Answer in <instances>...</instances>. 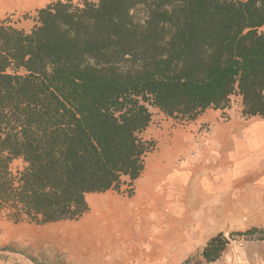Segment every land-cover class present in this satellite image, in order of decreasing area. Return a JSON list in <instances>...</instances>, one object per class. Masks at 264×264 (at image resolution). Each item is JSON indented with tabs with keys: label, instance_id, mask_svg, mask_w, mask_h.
Masks as SVG:
<instances>
[{
	"label": "trees",
	"instance_id": "obj_1",
	"mask_svg": "<svg viewBox=\"0 0 264 264\" xmlns=\"http://www.w3.org/2000/svg\"><path fill=\"white\" fill-rule=\"evenodd\" d=\"M33 20L0 21V217L14 224L77 222L89 194L133 197L157 150L151 108L184 124L239 96L245 119H264V0H55ZM237 237L264 229L219 233L200 256L216 262Z\"/></svg>",
	"mask_w": 264,
	"mask_h": 264
},
{
	"label": "crops",
	"instance_id": "obj_2",
	"mask_svg": "<svg viewBox=\"0 0 264 264\" xmlns=\"http://www.w3.org/2000/svg\"><path fill=\"white\" fill-rule=\"evenodd\" d=\"M52 1L32 3L38 4L36 11ZM0 2V18L9 6L13 11L23 7V0ZM161 114L160 127L153 121L144 134L158 145L146 158L134 196L96 193L106 198L90 197L93 211L95 206L108 207L113 211L111 218L89 220L61 234L53 232L37 245H53L76 264H183L192 257H198L201 264H264V240L257 239L231 241L213 263L200 256L219 233L229 236L253 227L264 229V119H245L242 104L208 109L184 124ZM237 122L250 128L244 139L231 131ZM89 206L86 217L92 213ZM84 224L89 225L87 230H82ZM76 231L81 232L74 237L59 236Z\"/></svg>",
	"mask_w": 264,
	"mask_h": 264
},
{
	"label": "rangeland",
	"instance_id": "obj_3",
	"mask_svg": "<svg viewBox=\"0 0 264 264\" xmlns=\"http://www.w3.org/2000/svg\"><path fill=\"white\" fill-rule=\"evenodd\" d=\"M23 2H24L23 7L17 11H13L11 6H9L8 12L0 18V21L8 19V21H10L12 25L28 32L34 26L33 18L35 15V6L45 2V0L43 1L40 0L38 4L32 3V0H23ZM143 17L144 16H143L142 11L137 13L138 20H143ZM241 103H242L241 98L239 96H235L232 98L231 106L233 108L235 107L239 108ZM150 110L153 113V121H154L153 124L157 127H160V125L164 122V118L161 112L155 108H151ZM253 124L256 126L257 124H259V122L256 121ZM232 127L233 128H231V131L233 132L238 131V134H237L238 139H242V138L244 139L245 136L248 135V130H250L249 127L240 126L238 122L236 123V125H233ZM151 140H154L158 145L157 140L153 138ZM21 166H22L21 162H16L13 167L17 168ZM90 197H96V199L106 198V197L101 198L100 196H97L96 194H93L90 196L88 195L87 196L88 203H89ZM89 204L92 206L93 201L92 203H89ZM94 208L95 210L93 211V206H92V213H90L88 217L84 216L82 219H84L85 217L86 218L80 223L66 221V222H59L55 224H49L45 226H36L33 224H27V223L14 224L6 220L3 217H0V264H34L28 259V256L36 257L43 264H46L47 262L49 263V260L50 262H53L54 264H58L62 260H67L69 262L74 263L73 261L69 259L68 254L65 251L59 250L53 245L45 244V245L39 246L37 245L36 242L44 241L48 236H50V234L54 235L52 233L57 232L56 230L53 231L52 229H49L51 227L67 225V226H70L69 228H67L68 230H73V228L79 229L78 227L83 226L82 224L83 222L85 223L89 220L90 222L91 221L97 222L98 220L102 219V217H104L106 220L108 218L107 216H109V218L112 217L113 211L111 212L110 208L97 207V206H95ZM87 227H89V225L84 226V229L82 230H87ZM80 232L76 231L73 235H70V236H64V235H59V236L60 238L74 237ZM55 236L59 237L58 235H55ZM239 238L240 237H237L236 240ZM75 241L76 240H74V244H75L74 246L79 247L80 243L78 241L76 242ZM6 248H9V249L5 250ZM193 262L194 264L202 263L198 257H195V261Z\"/></svg>",
	"mask_w": 264,
	"mask_h": 264
},
{
	"label": "bare ground",
	"instance_id": "obj_4",
	"mask_svg": "<svg viewBox=\"0 0 264 264\" xmlns=\"http://www.w3.org/2000/svg\"><path fill=\"white\" fill-rule=\"evenodd\" d=\"M3 1V0H2ZM8 4H12V3H17L21 2L22 0H6ZM28 2V1H27ZM1 3V2H0ZM24 3V2H23ZM26 3V2H25ZM3 4V3H2ZM16 5V4H15ZM20 5V4H19ZM23 6V5H22ZM2 7V6H1ZM70 226L67 225H61V226H55V227H51L49 229H52L53 231L56 230L57 232H55L56 234H61L64 232H68L67 228H69ZM70 231V230H69Z\"/></svg>",
	"mask_w": 264,
	"mask_h": 264
}]
</instances>
